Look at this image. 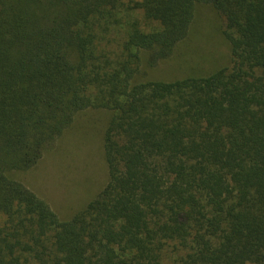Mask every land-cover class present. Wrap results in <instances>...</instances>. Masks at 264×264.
<instances>
[{"label": "trees", "instance_id": "1", "mask_svg": "<svg viewBox=\"0 0 264 264\" xmlns=\"http://www.w3.org/2000/svg\"><path fill=\"white\" fill-rule=\"evenodd\" d=\"M201 5L230 64L146 81ZM88 110L108 182L63 221L16 175ZM0 264H264V0H0Z\"/></svg>", "mask_w": 264, "mask_h": 264}, {"label": "rangeland", "instance_id": "2", "mask_svg": "<svg viewBox=\"0 0 264 264\" xmlns=\"http://www.w3.org/2000/svg\"><path fill=\"white\" fill-rule=\"evenodd\" d=\"M225 23L209 6H199L190 37L176 55L147 72V80L175 81L207 76L230 64V44L223 36ZM111 119L107 110H88L46 151L32 170L16 178L45 201L63 221L70 220L106 186L108 169L104 137Z\"/></svg>", "mask_w": 264, "mask_h": 264}]
</instances>
